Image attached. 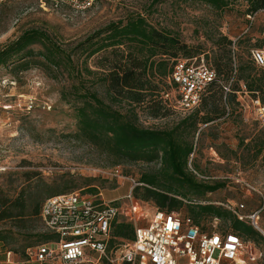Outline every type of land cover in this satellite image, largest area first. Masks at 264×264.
I'll use <instances>...</instances> for the list:
<instances>
[{"label": "rangeland", "instance_id": "374dc122", "mask_svg": "<svg viewBox=\"0 0 264 264\" xmlns=\"http://www.w3.org/2000/svg\"><path fill=\"white\" fill-rule=\"evenodd\" d=\"M151 2L89 0L90 4L79 10L63 7L55 11L44 9L40 0H0V50L27 30L46 31L60 48L71 54L78 70L86 66L94 72L87 74L83 70L84 86L122 112L129 110V106L111 101L101 83L95 81L101 72L98 62L103 52L87 57L88 52L83 49L89 43L94 48L100 38L98 32L128 15H142L154 28L172 32L181 42L197 50L191 57L180 56L179 59L198 58L211 65L218 53L220 36H226L235 44L232 48L236 57L246 58L242 53L244 46L249 50H264V11L244 16V3L240 0L222 11L196 0H163L152 7ZM84 43L87 44L81 45ZM29 48L34 54L29 59L36 63L29 70L14 73V65L0 66V190L10 197L22 189L29 195L36 190L35 195L43 201L52 187L60 191L69 189L67 192L93 185L102 192L104 200L116 201L124 212L129 202L125 195L129 192L130 180L138 182L143 174L157 172L158 163L131 162L111 166L103 155L75 138L74 111L70 106L74 99L68 97L70 103H66L62 92L68 91L81 78L75 70L68 75L63 67H47L37 55L39 46L33 44ZM235 62L238 64L237 58ZM166 83L164 88L171 98L172 88L168 81ZM241 88L242 92L236 95L238 105L213 123L200 126L192 139L194 152L190 155L188 170L197 182L223 186L202 197L189 194L180 198L183 204L172 212L180 220H186L187 206L191 203L212 204L228 211L238 209L246 217L241 222L261 235L245 240L240 237L248 245L246 255H256L252 264H264V156H257L253 148L259 138L264 139V120L257 116L254 101L258 100L262 106L264 102L253 98L244 86ZM26 101H32L29 111L8 107ZM172 110L169 116L156 119L137 111L136 123L156 130L171 128L186 116L177 109ZM23 172L40 175L27 182L22 177ZM140 205L149 215L155 208L151 202H140ZM254 214L255 218H248ZM120 220L127 219L121 215ZM199 223L208 232L231 231L228 219L205 216ZM0 230L12 236L8 243H0L2 252L10 251L22 264H38L25 257L27 247L23 246H33L37 242L34 236L44 233L39 220L28 222L23 230L14 228L9 222L0 223ZM127 243L128 240L122 239L117 249H123ZM13 249L18 252L14 253ZM118 256L119 252L113 254L114 264H121Z\"/></svg>", "mask_w": 264, "mask_h": 264}, {"label": "trees", "instance_id": "16d2710c", "mask_svg": "<svg viewBox=\"0 0 264 264\" xmlns=\"http://www.w3.org/2000/svg\"><path fill=\"white\" fill-rule=\"evenodd\" d=\"M162 1L152 0L150 6ZM196 1L214 10L222 11L239 0ZM240 2L244 3V16L250 17L259 11H264V0H240ZM97 35L100 38L95 42L96 46L92 48L93 45L88 42L83 50L88 52L87 57L103 52L98 62L101 72L95 81L101 83L111 101L129 106V110L125 112L114 109L95 91L84 86L83 70L87 74L94 72L86 66L78 70L71 60V54L60 48L46 31L27 30L2 48L0 66L14 65L12 68L14 73L29 70L32 64H36L29 59L34 55L29 47L34 44L39 46L40 52L37 55L42 57L47 67H63L68 75L75 70L74 73L79 75L81 81L72 85L68 91L62 92V98L66 103H70L68 97L74 99L70 104L74 111V137L103 155L111 166L131 162L158 163L157 172L143 174L139 178L138 182L142 185L133 188L134 199L151 202L155 209L170 213L183 204L180 198L184 199L189 194L202 197L221 188L223 185L220 183L210 185L197 182L188 170V161L194 152L192 139L200 126L213 123L229 114V110H233L238 105L236 95L237 92H242V86L253 98H260L264 102V68L255 65L251 58V50L244 46L242 53L246 54V58L241 55L236 57L232 48L235 44L226 36H220L217 42L218 53H215L211 65H208L214 71L215 79L205 87L198 106L189 112H183L174 107L171 101L173 96L169 98L164 86L168 81L173 93L170 74L174 62L180 56L191 57L190 55L197 50L181 42L172 32L154 28L140 14H131L124 20L110 23ZM85 44L87 43L81 45ZM238 46H240L239 42ZM236 58L238 64L235 62ZM230 81V91L225 92L224 86ZM173 108L185 113L186 116L171 128L156 130L140 127L136 123L137 111L156 119L169 116ZM253 148L257 156H264V139L259 138ZM39 175L38 172H23L22 177L30 182ZM66 190L60 191L57 187H52L43 201L56 194L75 191L65 192ZM83 191L98 192L93 185ZM34 192L29 195L22 189L16 196L10 197L0 190V223L9 222L14 228L23 230L28 222L38 220L41 222L39 213L43 201ZM187 207L188 218L202 230L204 228L200 226V218L212 216L228 219L231 231L244 240L255 235L261 237L255 228L239 221L231 211L219 206L191 203ZM34 237L37 238V242L33 246L23 247L33 248L54 238L47 233L36 234ZM133 237L132 223L115 222L111 230L109 248L115 250L119 241L124 239L130 242ZM11 239V235L0 230V243H8ZM13 252L17 253L18 250L13 249ZM25 257H27L26 251ZM96 264L111 263L101 259ZM121 264L128 263L121 262Z\"/></svg>", "mask_w": 264, "mask_h": 264}, {"label": "built area", "instance_id": "2783aa9c", "mask_svg": "<svg viewBox=\"0 0 264 264\" xmlns=\"http://www.w3.org/2000/svg\"><path fill=\"white\" fill-rule=\"evenodd\" d=\"M40 3L44 9L55 11L63 7L79 10L90 4L89 0H40ZM250 53L255 65L264 68V50L252 49ZM214 79V71L203 60L177 59L170 74L174 107L183 112L193 110L205 87ZM230 84L231 81L224 86L225 92L230 91ZM254 103L257 116L264 120V106L258 100ZM14 106L24 111L33 107L32 101L8 107ZM130 182L125 195L129 202L124 212L116 201L104 200L101 191L76 190L46 198L39 216L43 232L54 238L28 248L27 258L38 264H96L101 259L114 264L113 254L119 252V261L128 264H252L255 261L256 255H246L248 245L233 231L208 232L189 218L180 220L173 212L155 208L149 215L141 207V201L132 196L133 188L142 184L133 179ZM230 211L239 221L246 218L238 209ZM121 215L127 219L124 222L133 224L134 237L123 249L112 250L109 248L112 226L122 221Z\"/></svg>", "mask_w": 264, "mask_h": 264}, {"label": "crops", "instance_id": "0c3cea01", "mask_svg": "<svg viewBox=\"0 0 264 264\" xmlns=\"http://www.w3.org/2000/svg\"><path fill=\"white\" fill-rule=\"evenodd\" d=\"M0 264H22L19 262L16 258L15 254L10 253L8 255V252H2L0 250Z\"/></svg>", "mask_w": 264, "mask_h": 264}]
</instances>
